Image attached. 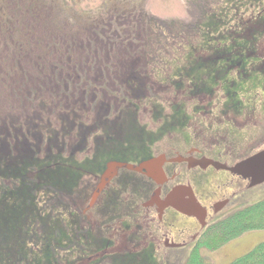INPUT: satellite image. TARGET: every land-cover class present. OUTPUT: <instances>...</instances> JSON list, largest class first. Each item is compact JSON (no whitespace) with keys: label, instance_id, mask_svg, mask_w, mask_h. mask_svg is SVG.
<instances>
[{"label":"flooded vegetation","instance_id":"flooded-vegetation-1","mask_svg":"<svg viewBox=\"0 0 264 264\" xmlns=\"http://www.w3.org/2000/svg\"><path fill=\"white\" fill-rule=\"evenodd\" d=\"M28 1L17 0L11 10L13 16L18 12V7L25 2L29 4ZM110 2L113 1L107 3ZM121 4L114 9L118 11L120 7L124 10L120 12L130 13ZM131 14L126 18L133 16ZM123 17L117 19L122 20ZM18 23L14 21L16 28L13 27L12 34L18 32ZM107 27V31L113 28L111 24ZM107 31H104L105 35ZM256 52L257 46L255 53L248 56L249 59L235 61L234 66L224 65L221 68L220 64L216 72H211V77H208L211 83L207 82L206 76H190L187 79L185 72L180 75L178 79L182 83L187 80L186 88L192 93H185L186 88L178 93L184 99H189L191 107H185L186 101H181V98H177L178 94L173 93L162 100L150 99L148 81L143 91L144 99L137 96L133 101L123 89L129 100L126 102L118 88L112 118L111 110H102V115L107 124L115 122L116 116H119L120 124L129 121V126L123 127L125 130L117 129L116 126L110 128V140L106 138L102 143L99 135L95 137L91 134L85 138L80 136V130L73 133L77 142L74 150L81 158L77 159L72 154L67 159L88 164L71 168L76 175L70 178L73 186L67 190L69 192L35 190L36 198L30 196L27 199L26 205L38 212L33 227L36 229L41 226L37 232L41 235L40 244L32 245L29 242L30 253L12 264L186 262L210 226L231 213L226 211L227 207L234 203L238 207L245 204L247 192L253 188L249 180L226 169L264 150V142H257L256 139L264 137V127L261 125L264 121V57L259 58ZM192 67L189 65L188 69L196 71ZM96 79L104 80V76L99 74ZM100 83L102 86V81ZM198 83L202 87L195 88ZM152 85L157 87L158 92L166 89L173 91L157 82ZM91 96L94 98L92 93ZM195 100L199 101L198 105H192L191 101ZM138 113L150 114L152 129L138 125ZM256 116L257 120L254 121ZM193 123L199 126L200 132L190 130ZM94 138L98 142L92 143V147L88 146L87 143L93 142ZM12 139L10 137L9 142L14 144ZM26 140L35 149L34 143L29 138ZM63 146L62 139L60 152H63ZM12 150L15 156L14 148ZM36 150L41 160L45 158V153H52L49 143L43 151L40 148ZM153 159L161 161L159 176L152 179L146 175L145 170L118 169L115 176L93 198L95 188L109 163L139 167ZM84 177L94 181L90 194L85 193L86 189L83 192L78 188ZM178 188L193 193L204 210L203 216L187 214L189 198L184 189L182 196L174 201L168 200ZM53 194L56 200L52 199ZM29 215L32 217L33 213ZM40 217H43L41 224ZM29 224L31 228L32 223ZM11 256L10 260L15 261ZM7 259L0 255V264H9Z\"/></svg>","mask_w":264,"mask_h":264},{"label":"trees","instance_id":"trees-1","mask_svg":"<svg viewBox=\"0 0 264 264\" xmlns=\"http://www.w3.org/2000/svg\"><path fill=\"white\" fill-rule=\"evenodd\" d=\"M4 1L11 11L13 7L11 2ZM103 1L97 7H93V5L81 6L82 0H29V4L18 7L23 16L19 12H16L13 16V12L0 10L2 14L0 16V37L8 39L11 36L9 30H12L13 27L16 28L14 26L16 19L19 22L18 26L31 20L29 25L33 27L29 32H32L33 28L36 30L37 24L43 29L45 41H50L52 44L58 41L62 42V47L58 51L46 52V57L54 58L55 54L63 61H76V53L80 52L81 46L86 45L85 43L90 40L88 37L81 35L80 30L76 27L85 28L83 31L92 30L97 33L104 26L107 27L112 23L107 15L113 18L120 16L126 18L127 15H130V13L120 12L124 11L120 7L118 11L114 9L118 8L117 6L120 5L121 0ZM109 1L113 2L108 4ZM205 1L207 6L213 5L211 0ZM136 3L135 12H137L139 18H142L145 16L144 10L139 7L138 1ZM263 6L264 0H224L216 9L203 10L201 18L192 32L193 36L196 37L193 42L187 39V33L183 35V31L179 30L184 44L180 41V45H177L178 50H174L173 46L165 40L164 43H161L162 45L158 44L157 48L155 47L156 49L154 48L155 50L151 53L148 54L147 51L145 57L147 67H144V69H150L149 72L145 71V75H142L137 71H132L123 81V89L126 90L125 92L131 96L130 99L133 101L136 100L137 96L144 99L143 91L147 81V87H149V83L157 82L160 85L170 87L173 90L172 93L175 94L187 86L185 85L187 80L182 83L178 79L184 72L187 79L190 76H206L207 82L211 83V81H208V77H211L209 72L218 69L220 64L222 65L221 68H224V65L226 67L234 66L235 61H245L248 56L255 53L256 46L264 34ZM244 17L246 18L244 19ZM151 20L154 19L149 17L147 24ZM161 24L166 25V28L170 30L174 28H170L171 24L169 22ZM2 32L6 33L5 37L2 36ZM84 39H86V42H82ZM158 39H163V36L159 34V37L155 39L159 43L160 40ZM149 43L150 45L153 44L151 40ZM49 46L52 47V45ZM18 49L9 50L12 51L9 53L17 55V53H20L16 52ZM8 55L4 48H0V68L3 67ZM87 59V57H83L80 58V61ZM189 65H192V68L196 71L188 69ZM197 87H202V84L198 83L195 88ZM196 90L200 91V89ZM184 92L187 94L192 93L189 88H186ZM26 120H15L6 117L0 123V255L8 258L7 263L9 264L24 259L30 253L29 242L32 245L40 244L41 235L37 232L39 229L41 230V226L39 225L36 229L33 227L37 220L34 218H37L38 212H35V208L32 209L26 205L27 199L30 196L33 199L36 198L34 196L36 194L35 190L53 189L65 192L71 190L73 185L70 178L72 175H76V172L72 171L71 168L88 164L87 162L77 163L73 159L63 158L54 153L64 137L58 136L59 132L55 131L53 139H51V136L47 139L48 134H51L48 130L43 131L46 134V143L48 144L49 141L55 139L56 145L51 147L52 153H45V158L39 159L37 150L32 149L26 139L28 138L27 135H31L32 141L38 143L40 134L34 132L33 128L39 127L40 124H37L38 121H34L33 125L32 122H26ZM69 120V124L63 123V126L66 129L68 128L64 131L61 130L63 135L73 136V133L76 134L80 130L81 136L85 138L88 135L91 136V134L95 137L99 135L102 137L99 138L100 143L104 142L106 138L110 140V128L113 129L116 126L117 129L122 128V130H125L126 128L123 127L129 126V121L120 124L121 117L119 116H116L115 122L107 124L106 118L101 115L91 127L80 124L77 120L75 122L71 118ZM71 125L73 127L76 125L74 132H71L69 128ZM122 132L125 133V131ZM9 137L13 138L14 144L9 142ZM58 139L59 142H56ZM69 139L71 140V137ZM13 148L15 156L13 155ZM99 152H103V150H99ZM2 184L5 185L2 186ZM52 199L56 200L55 196ZM31 212L33 213L32 217L29 215ZM27 219L29 220L28 225L26 224ZM41 220L43 221V217L39 218V224H41ZM29 223H32L31 228ZM254 231H264V198L253 204H243L237 210L211 225L197 249L191 253L186 262L179 264H205L198 248L215 251L223 244L245 233ZM11 255H13L15 261L10 260ZM230 264H264V242Z\"/></svg>","mask_w":264,"mask_h":264},{"label":"rangeland","instance_id":"rangeland-1","mask_svg":"<svg viewBox=\"0 0 264 264\" xmlns=\"http://www.w3.org/2000/svg\"><path fill=\"white\" fill-rule=\"evenodd\" d=\"M3 1L0 0V10L10 13V9ZM8 1L11 2L12 6L14 3H17V0ZM121 1H124L121 3L127 7V11H130L134 17L131 16L122 20L116 18V20L112 16L107 15L112 21L111 25L113 28L107 31L108 27L104 26L102 29L103 33L100 30L97 32L99 34L92 30L83 31L85 28L76 27L80 30L81 35L90 39L89 42H86V39L82 41L86 42V45H82L81 51L76 53V61H63L55 54V59L53 57H46V52L58 51L62 47V42L58 41L52 44L50 41H45L43 29L37 24L36 30L33 28L32 32H29L31 27H33L29 25L31 21H27L26 24L17 27L19 35L22 36H19L18 32L12 34L11 30H9L11 36L8 39L0 37V40L2 39L0 41V48H4L9 54L3 67L0 68V123L6 117L15 120L29 119L26 122L30 121L32 124L34 121H38L39 127L33 129L34 132L40 134L38 143L32 141L31 135H27L31 140L30 142L34 143L35 149L40 148L43 151L47 146L46 134L43 131L48 130L51 132L50 135L48 134L47 139L49 136L53 139V134L56 131L57 133L59 132L58 136L64 137V146L63 152H60L61 141L59 142L58 139L56 142H59L60 146L57 147L58 149L55 152L63 158H67L72 154L77 159L81 158V155H77L74 150L77 143L74 140V136L63 135L61 133V130L64 131L66 129L63 123L69 124V118H71L75 122L77 120L80 124L91 127L99 119V116L102 115V110H106V112L111 110L110 118H112L114 106L117 104L115 100L118 88L121 89V97L124 96L125 101H129L119 82L127 78L132 71H137L142 75H145V71L149 72L150 69H144V67H147L145 63L147 51L148 54L151 53L157 48L158 44L164 43L165 40L173 46L174 50H178L177 45H180L179 42L183 40L179 30L183 31V35L187 33V39L193 42L196 37L193 36L192 32L196 23L201 18L203 10L216 9L224 2V0H211L213 5L207 6L205 0ZM137 1L140 4L139 7L144 10V18H139L137 12L133 11V9L137 8ZM101 2L103 3L104 1L82 0L81 6L93 5V7H97ZM22 4L27 5L26 2ZM18 12L23 16L20 10ZM149 17L154 20H151L147 24ZM164 22H169L171 24L170 28H174L172 30L166 28V25L161 24ZM104 31H107L106 35ZM1 34L3 37L6 36L5 32ZM159 34L163 36V39H158L160 40L158 43L155 39L159 37ZM150 40L153 43L152 45L149 43ZM182 43L184 44L183 41ZM49 45H52V47L50 48ZM16 48H19L16 52L20 53H17V55L9 53L12 52L9 50ZM256 56L259 58L264 57V34L257 45ZM83 57H87L88 59L80 61V58ZM106 65L112 67L107 68ZM211 72L216 71L212 70ZM99 74L104 76V80L96 79ZM148 89L150 99L152 100L153 98L162 100L163 98H167L168 95H172L169 89L158 92L157 87H154L151 83H149ZM84 91H86L85 94ZM91 93L94 95V98L91 96ZM175 94H178L177 98H181V101L185 98L181 93L177 92ZM219 96L217 95L218 98H221ZM184 101H186L185 107H189V99H184ZM192 101V105L199 104L198 100ZM130 109L132 112L134 111L132 107ZM256 110H259V107L258 109L256 107ZM149 117H151L149 113H138L136 118L138 125L152 129ZM255 120H257V116ZM263 122L261 123L262 127H264ZM74 127L73 125L69 127L71 132H74ZM192 129L200 132L199 126L196 123H193L190 130ZM69 137H71V140ZM256 139L257 142H264V137L262 136ZM96 141L98 142V139L94 138L93 142L87 144L92 147L94 145L92 143ZM88 142L90 141L88 140ZM53 145H56L55 139L49 141V147ZM4 185L2 184V186ZM93 186L94 181L91 178L84 177L78 188L83 192L86 189L85 193L90 194ZM246 198L245 204L249 202V204H253L263 199L264 185L250 188ZM237 209L238 205L234 203V205L232 204L227 207L226 211L233 212ZM262 242H264V231H254L245 233L223 244L215 251L206 248H199L198 251L202 259H204L205 264H230Z\"/></svg>","mask_w":264,"mask_h":264},{"label":"water","instance_id":"water-1","mask_svg":"<svg viewBox=\"0 0 264 264\" xmlns=\"http://www.w3.org/2000/svg\"><path fill=\"white\" fill-rule=\"evenodd\" d=\"M160 159H153L148 161L139 167H133L126 164H117V163H109L107 165L106 171L102 174L98 185L95 188V193L93 194V198L96 197L99 192L104 188V186L115 176L116 171L118 169H128L134 171H146V175L152 179L156 176L160 175ZM230 171L234 175L241 176L244 179L249 180L250 187L258 186L264 183V150L258 152L254 156H251L237 164L233 167L226 169ZM184 188H178L173 191L170 195L168 200H173L182 196V190ZM186 190V189H184ZM183 190V191H184ZM188 203H187V214L188 215H196L200 214L201 216L204 215V210L198 204L197 200L195 199L193 193L190 190H186Z\"/></svg>","mask_w":264,"mask_h":264}]
</instances>
